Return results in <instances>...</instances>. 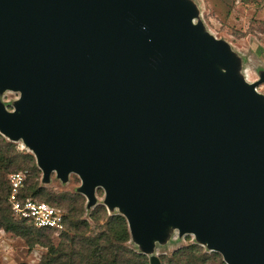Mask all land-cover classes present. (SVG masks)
<instances>
[{
    "label": "water",
    "instance_id": "obj_1",
    "mask_svg": "<svg viewBox=\"0 0 264 264\" xmlns=\"http://www.w3.org/2000/svg\"><path fill=\"white\" fill-rule=\"evenodd\" d=\"M192 17L183 0H0V87L22 91L0 132L45 180L78 174L90 203L102 187L144 252L171 222L264 264V97L219 73L227 45Z\"/></svg>",
    "mask_w": 264,
    "mask_h": 264
},
{
    "label": "rangeland",
    "instance_id": "obj_2",
    "mask_svg": "<svg viewBox=\"0 0 264 264\" xmlns=\"http://www.w3.org/2000/svg\"><path fill=\"white\" fill-rule=\"evenodd\" d=\"M183 1L193 12L192 23L199 27V35L211 36L227 45V53L224 54L227 65L219 62L215 64L219 73L225 78L231 68L240 82L255 84L256 91L264 97V0ZM21 98V90L0 87V106L8 112L19 111ZM7 139L17 146L18 151L31 150L22 138L14 141L9 137ZM14 171L26 173L25 189L31 182L38 180L39 184L51 193L49 200L40 196L34 198L63 207L70 219L81 214L82 218L91 222L92 232H97L99 225L104 222L102 220L95 222L91 219L90 213L96 206L105 204L108 214L125 213L124 206L120 202L106 203V194L102 188H96V201L90 203L89 199L80 192L82 180L74 172L69 173L65 180L60 178L57 172H53L50 178L45 180L43 171H39L38 174L33 173L28 165H23L21 169H14L12 172ZM42 234L48 236L55 244L61 240L60 233L45 231ZM162 234V237L153 239L152 247L148 251L149 256L170 255L178 247L189 243H198L206 251H212L197 234L181 231V228L174 223L167 222ZM129 245L144 250L143 243L133 235ZM46 253L45 246L37 244L30 247L23 237L7 232L0 226V264H39Z\"/></svg>",
    "mask_w": 264,
    "mask_h": 264
},
{
    "label": "trees",
    "instance_id": "obj_3",
    "mask_svg": "<svg viewBox=\"0 0 264 264\" xmlns=\"http://www.w3.org/2000/svg\"><path fill=\"white\" fill-rule=\"evenodd\" d=\"M23 165H28L33 173L42 172L31 150L18 151L17 146L0 132V226L7 232L23 237L30 247L37 244L45 246L47 253L39 264H152L148 253L129 245L132 232L125 214H108L105 204L95 205L90 213L95 222L104 221L97 232H92L91 222L82 218L81 214L70 219L63 207L37 199L48 202L64 213L65 228L60 232L61 240L57 244L42 234L45 231L56 233L54 229L37 228L25 219L17 218L10 209L9 175ZM50 194L38 180L21 190L22 198L40 196L49 200ZM81 210H84L83 207ZM158 257L161 264H227L220 252L206 251L198 243L180 246L170 255Z\"/></svg>",
    "mask_w": 264,
    "mask_h": 264
},
{
    "label": "built area",
    "instance_id": "obj_4",
    "mask_svg": "<svg viewBox=\"0 0 264 264\" xmlns=\"http://www.w3.org/2000/svg\"><path fill=\"white\" fill-rule=\"evenodd\" d=\"M11 192L10 209L19 219H25L37 228H52L60 233L65 228L64 213L61 209L33 197L22 198L27 175L24 171H14L9 175Z\"/></svg>",
    "mask_w": 264,
    "mask_h": 264
},
{
    "label": "bare ground",
    "instance_id": "obj_5",
    "mask_svg": "<svg viewBox=\"0 0 264 264\" xmlns=\"http://www.w3.org/2000/svg\"><path fill=\"white\" fill-rule=\"evenodd\" d=\"M32 151V150H31Z\"/></svg>",
    "mask_w": 264,
    "mask_h": 264
}]
</instances>
